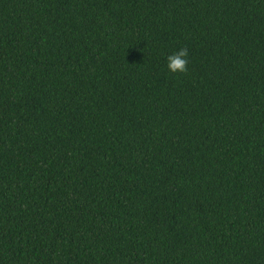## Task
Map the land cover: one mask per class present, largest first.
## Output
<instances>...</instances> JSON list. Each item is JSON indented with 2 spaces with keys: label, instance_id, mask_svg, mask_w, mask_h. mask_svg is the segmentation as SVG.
Here are the masks:
<instances>
[{
  "label": "trees",
  "instance_id": "16d2710c",
  "mask_svg": "<svg viewBox=\"0 0 264 264\" xmlns=\"http://www.w3.org/2000/svg\"><path fill=\"white\" fill-rule=\"evenodd\" d=\"M0 264H264V0H0Z\"/></svg>",
  "mask_w": 264,
  "mask_h": 264
},
{
  "label": "clouds",
  "instance_id": "9594fccd",
  "mask_svg": "<svg viewBox=\"0 0 264 264\" xmlns=\"http://www.w3.org/2000/svg\"><path fill=\"white\" fill-rule=\"evenodd\" d=\"M188 51L185 48H180L173 54L166 57V67L170 73H184L187 67Z\"/></svg>",
  "mask_w": 264,
  "mask_h": 264
}]
</instances>
